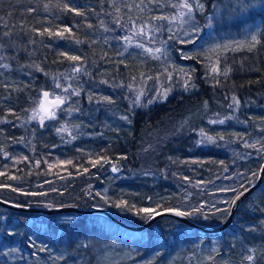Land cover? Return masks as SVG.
I'll return each instance as SVG.
<instances>
[{"label":"trees","instance_id":"trees-1","mask_svg":"<svg viewBox=\"0 0 264 264\" xmlns=\"http://www.w3.org/2000/svg\"><path fill=\"white\" fill-rule=\"evenodd\" d=\"M139 2L117 0L133 5L131 10L121 7V25L127 24L128 16L140 24L149 15L176 11L150 6L151 13H141L134 7ZM201 2L205 14L193 13L201 27L194 44L169 40L173 34L187 39L183 36L187 25L180 28L174 22L169 32L167 22H155L164 24V29L153 34L154 42H141L161 48L167 57L157 53L160 58L153 59L134 46L125 51L120 37L130 34V25L117 27L118 14L110 0H0V64L9 65L0 68V173L5 174L0 175V185L19 189L0 187V198L27 206L103 207L140 224L147 219L115 205L125 200L129 206L160 212L191 210L203 204L207 212L212 204L227 208L221 201L230 203L237 195L222 189L241 191L240 185H251L264 160V151H258L264 145V36L254 52L229 51L220 56L219 67L232 69L227 78L211 73L216 55L208 49L244 39L257 28L264 33V0H252L254 6L239 17L228 15L229 0ZM214 3L224 19L205 28ZM65 4L85 15L64 11ZM66 27L71 29V34L65 33L67 39L41 35L46 28L55 32ZM5 32L10 36H4ZM77 39L82 43L77 44ZM60 53L80 56L81 61H69ZM73 64L82 71L67 79L66 75L73 76ZM171 65L185 69L195 87L185 90L184 75ZM165 68L173 72L171 81ZM141 73L154 79L145 82ZM56 82L64 88L71 86L57 119L45 120L43 126L36 119L29 120L42 91L55 93ZM130 87L145 92L139 105L135 103L137 91L130 94L132 100L125 101ZM164 88L171 89L167 97L149 104L157 89ZM72 89L82 91L74 96ZM233 95L240 102L238 108ZM104 96L113 102L100 101ZM128 107L137 111L135 117L127 116ZM73 108L80 111L69 114ZM219 120L224 123H209ZM60 124L73 128L72 135L58 133ZM201 130L215 142L199 143ZM254 141H260L255 148L244 146ZM146 156L150 157L147 164ZM103 157L124 169L116 175L109 173L110 163H103ZM97 159L101 164L94 167L91 161ZM96 181L100 186L92 187ZM227 214L187 217L213 226ZM247 255L254 260L247 261ZM0 264H264V180L240 206L229 228L219 234H200L171 218L131 232L101 215L45 216L0 207Z\"/></svg>","mask_w":264,"mask_h":264},{"label":"snow or ice","instance_id":"snow-or-ice-1","mask_svg":"<svg viewBox=\"0 0 264 264\" xmlns=\"http://www.w3.org/2000/svg\"><path fill=\"white\" fill-rule=\"evenodd\" d=\"M111 6L114 8L116 13L118 14L116 19L114 20V23L117 25V27H127L130 25L128 28V31L130 34L124 35L123 37H120L124 41V46H125V51H127V48L129 46H134L138 49L142 50V54H147L149 57L153 59H159L160 56L156 55L157 53L164 55L167 57V52L162 51L161 48H152V47H147L145 43L141 42L143 39H147L149 43L154 42V33L161 32L164 29V24H157L155 23L156 21H163L167 22L169 25L168 31L172 32L171 25L174 22H178L180 28H184L185 25H187V28L183 31V36L187 37V39H181L178 38L175 34L169 36V40H176L178 43L181 44H194L196 37L199 36L201 32V27L198 22H195L194 20V15L193 13L195 11H198L201 13V15L205 14V4L201 2V0H140L139 3H135L134 7L139 10L141 13H151L153 8L150 6H154L158 9H164L165 7H170L175 9L174 14H160V15H149L148 19L140 24L136 22L135 19H133L132 16H128V22L126 25H121V19L119 16V13L121 12V7H128L129 10L133 7V5H128L124 4L121 5L117 3V0H110ZM254 6V3L252 0H235L233 3V0H229L228 5H226V9L230 8L231 12L228 13L229 16L232 17H239L243 13L247 12L249 9H251ZM47 7V5L45 6ZM213 8L215 9L213 14L207 15L206 16V23L204 24L205 28H211L213 25L214 21H221L224 19V13L220 12V9L216 6V4H213ZM29 11H32V9H29ZM64 11L68 12H75L76 15L78 16H83L85 15L84 12L70 8L67 4L64 5ZM136 19H139L137 17ZM103 26V24H102ZM91 27V25H89ZM107 31V28H105ZM44 33H47L49 37H56L59 39H67L69 38L68 36L65 35V33L71 34V29L70 28H63V29H58L55 32L49 30V29H44V32L41 33L43 35ZM210 34V33H209ZM4 36H10L9 32H5ZM261 36H264V33L260 31L259 28H257L255 31H252L250 35H246L244 39H231L226 41L223 44L217 43L215 44L212 48L208 49L209 52H212L216 55L215 62H213L210 66V71L213 74H218V75H223L225 78L229 76L231 73L232 69L229 66L224 67L221 69L219 67V62H220V56L223 54L231 51V52H241V51H247V52H254L257 50V46L262 44V40L260 39ZM77 44L82 43L80 40L75 41ZM166 42L161 41V44H165ZM2 47V45H0ZM61 56L66 57L67 60L73 61V62H79L81 61L80 56H74V55H68L67 53H60ZM118 55H123V53H118ZM184 59H193V56H188V55H183ZM2 59V57H0ZM123 63V61H121ZM23 67V66H22ZM29 67H32V65H29ZM37 70L39 69V66H35ZM173 68V71H178L180 74H183L185 79H184V87L185 90H188L191 87H195L194 84L191 83L192 77L191 75H188L185 72V69L180 68L176 69V66L171 65ZM0 68L8 69L9 65L8 64H0ZM82 71V68L77 66L72 68V77H68L66 74L67 79H72L74 78L75 74L80 73ZM194 71V70H192ZM164 73H166L168 80H172L173 78V72L168 71L167 68H165ZM162 73V74H164ZM141 76L145 79V82L147 80H152L154 79L151 76H145L144 73H141ZM155 79L159 80V76L155 77ZM101 83H107V81H101ZM7 87V85H5ZM56 88H61L62 85L59 82H56L55 84ZM71 86L63 88V91L65 93H68L70 90ZM82 89H72L71 90V95L74 96H79L81 93ZM171 91L170 88H164V89H157V94L152 97L148 101L149 104L153 103L155 100H159L162 97L166 98L168 93ZM142 95H145V92L141 89L138 94L136 95L135 103L137 105L140 104V97ZM69 99L68 95H53L50 98V92L48 91H43L42 93V98L39 99L38 106L37 108L32 110V115L28 117L29 120L33 119H39L41 126L44 125L45 120H52L56 119V113L57 110H63L61 108L62 105L65 104V102ZM89 101L91 102L93 97L89 95L88 97ZM100 101L107 102V103H112L113 101L109 97H100ZM232 101L233 104L236 106V108L239 107V100L235 95L232 96ZM232 105H230L231 107ZM72 111H80L78 108H73L69 110V114ZM122 119H127V117H121ZM226 119H232V117H226ZM209 123H224V120H219V121H209ZM75 127H79L78 125ZM69 129L65 125H61L60 128L57 129L58 133H63V132H68ZM200 135L203 137L199 143H203L205 140L208 143H214L215 138L212 136H205L203 130H201ZM75 139V136L72 137ZM219 139L223 140L224 137L220 136ZM260 143V141H254L252 143L245 142V147H250V148H255L256 145ZM258 151H264V145L261 146ZM103 160V163H111L110 160H108L107 157L101 158ZM67 163H71V161H68ZM93 166L95 167L97 164H101V160H93L91 161ZM102 166V165H101ZM53 165H49V168H52ZM264 167V166H262ZM119 169L113 165L112 166V171L117 172ZM87 172L88 169H85ZM0 175H5L4 173H0ZM253 175H256L255 173ZM10 179H18L15 176L9 177ZM0 187H8L11 189V191L16 192L19 191V189L12 187L11 185H0ZM241 188H244L243 192L238 191L236 188H231V189H222L223 191H232L236 192L237 195L229 201H221V203H224L226 205H229L225 209H220L216 207V204H212L211 206H208V211L206 212L205 205H201L200 207H194L191 210H180L177 208H166L164 209L165 212H171L174 213L178 217L182 216H203L204 219H209V214L215 215L217 212H226L230 211V208L232 205H235L236 201L240 198V196L244 195V192L248 191V188H245L243 185H240ZM55 191V189H53ZM32 195H43L44 193H31ZM97 195H101L100 193H97ZM101 199H104L105 202L107 203V197L101 195ZM151 199V198H149ZM117 208H122V209H127L128 211H134V214L141 216V218L144 219H153L157 215H161L162 213L157 211L155 208H150V207H141L137 208L135 205L129 206L127 201L125 200H120L119 203L115 205ZM160 205H157V208H159ZM34 246V245H33ZM85 247H87L85 245ZM40 251H45V248H40ZM14 251V250H13ZM216 250L213 249V252ZM249 251L254 252L255 249H250ZM209 260L213 259L212 256L208 257ZM247 261H253L254 256L253 255H247L245 257Z\"/></svg>","mask_w":264,"mask_h":264},{"label":"water","instance_id":"water-1","mask_svg":"<svg viewBox=\"0 0 264 264\" xmlns=\"http://www.w3.org/2000/svg\"><path fill=\"white\" fill-rule=\"evenodd\" d=\"M44 91H47V90H44ZM262 166H264V160L262 161L258 169L254 182L251 185L246 187L248 188V191L244 192V195L240 196V198L236 201L235 205L231 206L230 211H228V214L226 218L224 219V221L218 225H213V226L203 225L201 223H198L190 219L187 216L178 217L174 213L165 212V211H160L162 214L155 216V218L153 219H148L143 223L135 224V223H131L121 218L116 213L106 208H103V207L84 208V207L74 206V205L27 206V205L9 202L2 198H0V207L5 208L7 210L15 211V212L41 214L45 216L56 215V214H61V213H72V214H81V215H101L107 218L108 220H110L111 222H113L114 224H116L117 226L127 231H131V232H142L150 228L151 226H153L154 223L158 221L159 219L171 218L200 234H219L229 228L240 206L244 203V201L248 197H250L262 185L263 180H264V167ZM243 191L244 189H242L240 192H243Z\"/></svg>","mask_w":264,"mask_h":264},{"label":"rangeland","instance_id":"rangeland-1","mask_svg":"<svg viewBox=\"0 0 264 264\" xmlns=\"http://www.w3.org/2000/svg\"><path fill=\"white\" fill-rule=\"evenodd\" d=\"M73 66L76 67L75 64H73ZM54 88H55V87H54ZM63 88H64V87H61V88H55V91H56V92H55V93L50 92V98H51L53 95H66V93L63 91ZM135 91L139 92L140 89H139V88H136V90H135L134 87H130L129 89H127V91L125 92V98H126L125 101H126V100H132L133 98L130 97V94L134 95ZM41 98H42V97L40 96L39 99H41ZM38 102H39V101H38ZM67 102H68V101H67ZM125 105L128 106V104H126V103H125ZM37 106H38V103H37ZM59 113H60V110H57V113H56V119H57ZM129 113H131L132 116L135 117L137 111L134 112V110H132L130 107H128V108H127V116L130 117ZM36 120H38V122H39V119H36ZM60 125H64V124H60ZM68 129H69V131H68V132H64V133H65L67 136H71V135H72L71 132L73 131V128H68ZM178 131L181 132V129H178ZM193 132H194V131H193ZM198 133H199V132H198ZM158 134H159V132H158ZM73 135H74V134H73ZM144 159H145V164H147L148 161L150 160V157H149V156H148V157L146 156ZM49 161H51V160H49ZM110 161H111V163H110L109 166H108V172H109V173L116 175V174L120 173L122 169H124V168H121L119 162L114 161V160H110ZM113 165H115V166L119 169L117 172H113V171H112V166H113ZM58 176H59V175H58ZM97 186H100V182H97V181H96V182H94V184H93L92 187H97ZM100 188H101V187H99V189H100ZM103 190H104V189H103Z\"/></svg>","mask_w":264,"mask_h":264}]
</instances>
